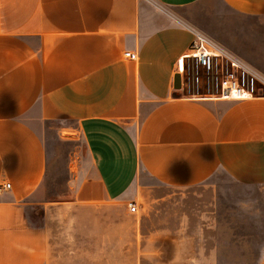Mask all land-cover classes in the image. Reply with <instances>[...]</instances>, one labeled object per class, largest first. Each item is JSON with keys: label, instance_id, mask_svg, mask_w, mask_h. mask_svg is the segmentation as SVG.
I'll list each match as a JSON object with an SVG mask.
<instances>
[{"label": "crops", "instance_id": "obj_1", "mask_svg": "<svg viewBox=\"0 0 264 264\" xmlns=\"http://www.w3.org/2000/svg\"><path fill=\"white\" fill-rule=\"evenodd\" d=\"M196 32L264 76V0H0V186L11 184L0 189V264H102V234L66 245L50 230L39 122H72L107 202L139 206L148 187L184 192L221 175L264 193V98L174 95ZM217 223L184 221L157 264H220L208 244Z\"/></svg>", "mask_w": 264, "mask_h": 264}, {"label": "rangeland", "instance_id": "obj_2", "mask_svg": "<svg viewBox=\"0 0 264 264\" xmlns=\"http://www.w3.org/2000/svg\"><path fill=\"white\" fill-rule=\"evenodd\" d=\"M70 124L65 119L37 123L48 156L43 196L55 202L46 212L48 224L52 233L71 239L66 245L89 244L74 238L102 234V264H157L163 257L158 252L164 258L171 252L166 237L179 232L184 221H189L188 228L197 229L207 220L213 225L217 220L215 240L210 238L208 244H218L220 264H264L263 192H250L221 175L214 178L215 186L184 192L163 185L148 187L138 196V213L131 212L128 205L104 200L82 137L65 128ZM88 195L101 197V205L78 198ZM249 199L245 207L242 202ZM256 206L262 209L256 211ZM43 215L38 206L30 217L40 225L45 222Z\"/></svg>", "mask_w": 264, "mask_h": 264}, {"label": "built area", "instance_id": "obj_3", "mask_svg": "<svg viewBox=\"0 0 264 264\" xmlns=\"http://www.w3.org/2000/svg\"><path fill=\"white\" fill-rule=\"evenodd\" d=\"M125 55L136 59L138 52L126 51ZM175 72L181 76V92L185 95L264 98V76L201 32H196L188 50L177 58ZM10 187V182H6L0 189ZM129 208L134 213L139 211L137 202L130 203Z\"/></svg>", "mask_w": 264, "mask_h": 264}, {"label": "water", "instance_id": "obj_4", "mask_svg": "<svg viewBox=\"0 0 264 264\" xmlns=\"http://www.w3.org/2000/svg\"><path fill=\"white\" fill-rule=\"evenodd\" d=\"M175 83H174V86H175V88H176V92H175V96H181V94H182V92H181V76H180V74L179 73H177L176 75H175V81H174ZM44 214V213H43ZM43 218H44V215H43ZM43 224V222L40 224V225H42Z\"/></svg>", "mask_w": 264, "mask_h": 264}]
</instances>
